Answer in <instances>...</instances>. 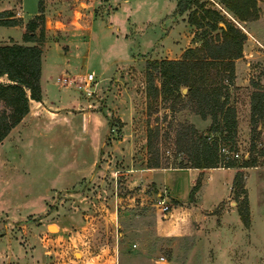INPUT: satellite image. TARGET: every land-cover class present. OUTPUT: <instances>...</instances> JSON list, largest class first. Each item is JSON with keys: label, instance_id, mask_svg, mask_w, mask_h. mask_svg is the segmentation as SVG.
I'll use <instances>...</instances> for the list:
<instances>
[{"label": "rangeland", "instance_id": "1", "mask_svg": "<svg viewBox=\"0 0 264 264\" xmlns=\"http://www.w3.org/2000/svg\"><path fill=\"white\" fill-rule=\"evenodd\" d=\"M38 1L0 0V9H10L26 22L37 13ZM175 1L78 0L71 7L62 0H41L42 82L50 88L46 92L56 94L50 85L54 80L61 82L68 93L85 100L84 104H66L63 110H98L111 121V128L107 135L106 126L99 132L103 126L100 129L96 120L92 131L79 135V141L61 133L60 166L13 159L9 164L2 157L14 152L0 146V264H264V211H253L252 229L242 224L237 211H229L227 199L236 206L230 170L202 169L195 174L179 167L190 164V138L205 133L207 140L228 146L224 133L212 130L210 116L201 118L185 97L173 106L168 100H153L147 113L146 61L179 58L184 48L200 45L202 28L188 23L187 10L173 11ZM200 1L219 9L244 32L255 26L257 31L264 30V0H255L254 11L245 21H239L218 0ZM180 21H185L179 32L183 35L174 38L175 45L169 49H159L164 27ZM23 30V24L10 29L0 26V43L7 42L1 40L7 34L21 42ZM257 50L264 51V47L258 45ZM238 64L249 81L246 87L230 86L229 97L239 102L235 158L240 162L250 151L263 165L256 152L263 145V121L256 125L255 149L250 150L249 117L246 132L243 110L252 90L250 79L264 85V58H243ZM88 72L96 80L91 95L76 86ZM89 104H95L94 108ZM148 125L157 128L153 142L159 166L155 167L164 169L155 176L169 196L164 202L169 209L163 213L158 200L161 188L146 178L147 168L154 167L147 166L154 155L146 149ZM98 135L97 159L88 170L96 154L90 140H98ZM74 172H86V176L57 189L63 181L56 178ZM253 183L249 178L251 192ZM225 207L228 211H220ZM210 208L215 209L206 213ZM157 218L165 227L190 236L162 234L165 228L160 221L157 224Z\"/></svg>", "mask_w": 264, "mask_h": 264}, {"label": "trees", "instance_id": "2", "mask_svg": "<svg viewBox=\"0 0 264 264\" xmlns=\"http://www.w3.org/2000/svg\"><path fill=\"white\" fill-rule=\"evenodd\" d=\"M239 20H247L254 11L255 0H218ZM187 10V21L200 31V45L183 49L179 58H159L146 61L144 68V93L147 113L153 100L170 101L173 106L183 97L193 104L194 112L201 118H211L212 130L224 133L230 141L229 150L235 148L236 112L229 103V88L234 82V59L242 56L245 32L219 9L206 6L200 0H176L175 12ZM43 8L38 1L37 13L25 22L21 38L24 42L0 43V142L9 130L28 111L29 99L41 100L40 76L42 72L41 42L44 36ZM20 22L10 9L0 10V25H16ZM38 33L35 32L36 28ZM215 31L214 34H211ZM4 77L2 80L1 78ZM249 95V148L255 149L257 123L263 121V145L256 152L264 165V85L250 79ZM186 87L185 92L181 91ZM169 105H164L167 107ZM111 121L106 118L108 134ZM156 126L146 129V149L153 156L148 167L159 166L153 139ZM205 133L189 139L190 164L200 170L207 167H235L231 192L236 200V210L244 226L249 225L250 212L243 168L257 165L256 155L250 151L238 162L235 157L223 160L216 139L207 140ZM100 147L99 152H101ZM219 163V164H218ZM185 167V165H179ZM239 198V199H238Z\"/></svg>", "mask_w": 264, "mask_h": 264}, {"label": "crops", "instance_id": "3", "mask_svg": "<svg viewBox=\"0 0 264 264\" xmlns=\"http://www.w3.org/2000/svg\"><path fill=\"white\" fill-rule=\"evenodd\" d=\"M75 1L78 0H62V2L71 4L75 6ZM79 3H84L83 1H80ZM176 3V1H175ZM85 4V3H84ZM117 7V6H116ZM4 9V8H2ZM1 10V9H0ZM116 10V9H115ZM175 10V7L173 11ZM19 13V12H18ZM174 13V12H173ZM21 15V14H19ZM130 16V15H128ZM172 16V14H171ZM181 18V17H180ZM168 19L174 20L173 17H169ZM234 20V19H233ZM237 24H239L236 20H234ZM245 21V20H243ZM162 22H164V19H162ZM181 22V23H180ZM179 23H171L168 25V28L164 27V33L159 39V49H169L170 45H175L174 38H179L180 35H183V33L179 34L181 31L180 28L183 27L185 24V21H180ZM25 25V21H20L19 24L16 25H0L4 27V29H10L11 27L17 26V25ZM172 25V26H170ZM182 25V26H181ZM241 27L242 25L239 24ZM243 28V27H242ZM252 28V27H251ZM167 29V30H165ZM258 26H255L252 28V30H245L246 38L243 40L242 43V56L235 58L234 60V82L231 87H246L248 85V77H245L244 68L242 65L238 64V60H241L243 58L252 59L257 56L260 58H264V51L257 50L258 45H262L264 47V30L262 32L257 31ZM259 30V29H258ZM24 31V30H23ZM22 31V32H23ZM21 32V34H22ZM9 42V39H12L15 42H18V40L11 35H6V38L1 39L2 41ZM21 42H24L21 38ZM258 44V45H257ZM157 46V45H156ZM155 46V47H156ZM194 46V45H191ZM183 49V48H182ZM62 71V69L60 70ZM59 71V73H60ZM44 76V70H43V63H42V72L40 76V86H41V100H34L29 99L28 101V111L26 114L9 130V132L6 134V136L2 139V143L0 142V146H8L13 150L14 154L10 155H4L2 157V160L6 163H9L12 161H21L22 163H28L33 161H43V163H50L52 165L60 166V163L58 161L60 160V157L57 155L58 149L61 148V143L59 141V137L61 133H65L69 136V139L79 141L78 137L79 135L83 136V134H89V131H92V126L94 125V122L97 120L99 123L100 129L101 126L103 128L99 131L101 132L104 130L106 126V119L102 115V113L98 110H90L87 109H81L80 111H73L71 109L63 110L64 105H76L78 103H85V100H79L75 95L68 93L67 87L65 85H62L59 81H53L50 86H54V88L58 91L56 94H53L51 96L48 95L46 92V89L49 90L50 88H46V85H44V81L42 82V77ZM229 88V93H231L232 88ZM229 103L234 106L235 112H236V132L238 133V130L240 128V120H239V108H238V101H232V98L229 97ZM90 106H95V104H89ZM67 111V112H66ZM244 112V130L247 132L249 130L248 125V117H249V102L246 106V112ZM245 114L247 117H245ZM80 118V119H79ZM80 123H79V120ZM105 131V130H104ZM104 135V134H103ZM41 142V148L40 144ZM92 149L96 154L92 157L90 161V167L88 170H91L93 166L95 165L97 155H98V146H99V135L98 140L94 142L91 139L90 140ZM4 143H6L4 145ZM43 146V150H42ZM41 153L38 155V151ZM23 152V153H21ZM28 153V154H27ZM45 153V155H44ZM243 157H246V154H244ZM177 168V167H175ZM182 168L191 169L192 171H195V174L200 172V169L197 167H191V166H185ZM213 168H223L230 170L231 179L235 173L236 168L235 167H207L204 169H213ZM150 169L148 172H146L147 177L150 182H156L161 189L162 195L158 194V198L165 197L166 200H169V196L167 194L166 188L164 187L161 180L156 178L155 174L157 172H160L164 168H158V167H151L147 168ZM158 170V171H157ZM244 170V186L246 188L247 193V200H248V208L250 212V224L249 228L252 229V218H253V211H264V165H254V166H247L243 168ZM86 176V172H74L73 175H63V177H58L56 179L60 178V181L62 182L61 185L58 186L57 189H62L65 187H68L71 184H74L76 181H78L80 178ZM249 178L252 179L253 183V192H251L249 186H248V180ZM54 188V187H53ZM56 188V187H55ZM255 193V203L253 205V202L251 201L252 194ZM232 194V192H231ZM231 197V196H230ZM229 202L230 207H228L229 211H237L235 202L233 200L227 199L225 202ZM218 208V207H215ZM215 208L209 209L207 212H212ZM169 209V206H168ZM167 209V210H168ZM166 210V211H167ZM220 211H228L225 208H220ZM161 213H163L162 210H160ZM169 214L167 213L166 216ZM223 216V214H222ZM159 221L162 223L163 227L165 228L162 234H172V235H184V236H190L188 234H182L175 232L167 227H165L163 220L160 218L156 219L157 224ZM160 234V233H158Z\"/></svg>", "mask_w": 264, "mask_h": 264}, {"label": "built area", "instance_id": "4", "mask_svg": "<svg viewBox=\"0 0 264 264\" xmlns=\"http://www.w3.org/2000/svg\"><path fill=\"white\" fill-rule=\"evenodd\" d=\"M96 85V80L93 77L92 72H88L85 75L82 83H78L76 86L80 88L86 95H91L94 92V86ZM218 151L221 153L223 160L227 157H236L238 156V152L235 150H229L225 143L218 144ZM159 202L162 203L161 210L165 212L168 209V205L164 202L166 201L165 197L158 198ZM162 258V256H160Z\"/></svg>", "mask_w": 264, "mask_h": 264}, {"label": "water", "instance_id": "5", "mask_svg": "<svg viewBox=\"0 0 264 264\" xmlns=\"http://www.w3.org/2000/svg\"><path fill=\"white\" fill-rule=\"evenodd\" d=\"M185 90H186V87H182V88H181V91H182V92H185Z\"/></svg>", "mask_w": 264, "mask_h": 264}, {"label": "bare ground", "instance_id": "6", "mask_svg": "<svg viewBox=\"0 0 264 264\" xmlns=\"http://www.w3.org/2000/svg\"><path fill=\"white\" fill-rule=\"evenodd\" d=\"M50 227H51V228H53V226H52V225H51Z\"/></svg>", "mask_w": 264, "mask_h": 264}]
</instances>
